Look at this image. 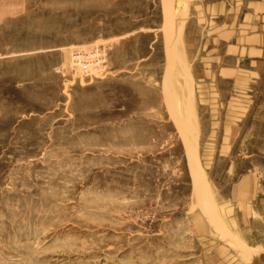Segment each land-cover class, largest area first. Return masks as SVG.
Instances as JSON below:
<instances>
[{
    "label": "rangeland",
    "instance_id": "374dc122",
    "mask_svg": "<svg viewBox=\"0 0 264 264\" xmlns=\"http://www.w3.org/2000/svg\"><path fill=\"white\" fill-rule=\"evenodd\" d=\"M164 1L0 8V264H214L213 242L264 264V63L226 108L205 103L210 0H172V61Z\"/></svg>",
    "mask_w": 264,
    "mask_h": 264
},
{
    "label": "crops",
    "instance_id": "0c3cea01",
    "mask_svg": "<svg viewBox=\"0 0 264 264\" xmlns=\"http://www.w3.org/2000/svg\"><path fill=\"white\" fill-rule=\"evenodd\" d=\"M6 1L14 2V8L18 3L17 9L21 10L23 0H0V8H6ZM202 10L200 27L204 31L206 67L201 96L214 108L219 104L224 107L236 97V91L246 87L248 79L259 73L264 63V0H210ZM217 125L224 127L223 121ZM194 221L202 240H212L203 218ZM208 247L214 264H238L220 244L213 242Z\"/></svg>",
    "mask_w": 264,
    "mask_h": 264
},
{
    "label": "bare ground",
    "instance_id": "6f19581e",
    "mask_svg": "<svg viewBox=\"0 0 264 264\" xmlns=\"http://www.w3.org/2000/svg\"><path fill=\"white\" fill-rule=\"evenodd\" d=\"M163 4H164V8H163L164 26H165L166 31H168V35L166 37V50H167V54H168V58H169L168 60L172 61L173 57L176 55V41H177V38L179 35L180 28L178 27L177 23L175 22L174 17H176V16L174 15V12H173L172 0H165ZM78 60H79V58H78ZM171 64H172V62H171ZM190 98H191V96H190ZM191 101H193V100L191 99L190 103H191ZM186 104H187V102H186ZM187 105H189V103ZM191 110H192V108H191ZM178 118H179L178 119L179 125L181 126V128L183 130L182 135L184 136L186 152L188 154V160H189L188 162H189V165L191 167V174H192L193 178L195 179V182L197 183V185L200 186V184L204 183V177L202 175L201 167L198 163L197 148H196V145L194 143L195 141L193 142V139L195 138L196 135L191 136V133H193V132H191L192 131L191 128H188V123H187L188 121L186 122L184 119L181 118V116H179ZM194 133H195V131H194ZM193 136H194V138H193ZM202 198L205 199L203 196H202ZM203 199L200 200L201 203L204 201ZM206 201H208V200H206ZM203 204L207 206V205H211L212 203L209 202V204L208 203H203ZM207 207L209 208V206H207ZM239 247L242 248L241 250L243 253H248L247 247H245L243 245H239Z\"/></svg>",
    "mask_w": 264,
    "mask_h": 264
},
{
    "label": "built area",
    "instance_id": "2783aa9c",
    "mask_svg": "<svg viewBox=\"0 0 264 264\" xmlns=\"http://www.w3.org/2000/svg\"><path fill=\"white\" fill-rule=\"evenodd\" d=\"M76 57L79 58V56H76ZM77 58H76V59H77Z\"/></svg>",
    "mask_w": 264,
    "mask_h": 264
}]
</instances>
